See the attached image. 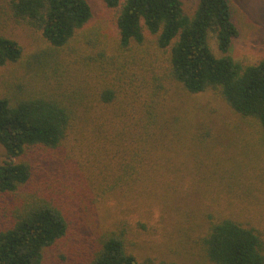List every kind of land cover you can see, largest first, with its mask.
Segmentation results:
<instances>
[{
  "label": "trees",
  "instance_id": "trees-1",
  "mask_svg": "<svg viewBox=\"0 0 264 264\" xmlns=\"http://www.w3.org/2000/svg\"><path fill=\"white\" fill-rule=\"evenodd\" d=\"M103 1L116 10L119 55L126 57L123 63L116 57L121 66L112 77L103 63L106 53L96 52L91 39L99 32L88 28L93 10L87 0L10 1L15 18L38 31L45 43L25 54L16 39L0 34V65L25 58L42 71L46 88L30 93L10 87L0 97V144L6 153L0 162V196L11 201L7 225L0 227V264H43L46 250L74 223L68 195L46 185L41 161L69 168L73 180L82 179L72 161L80 163L78 152L96 164L107 159L109 183L103 193H117L133 192L153 177L155 182L176 173L183 161L208 156L209 127L196 120L194 110L173 107L175 93L212 92L234 113L257 123L264 145V59L243 64L229 53L240 34L229 0H199L192 17L180 0ZM211 32L221 57L209 46ZM81 42L92 45L87 58L98 64L88 74L100 85L92 88L79 79L78 89L60 95L63 85L54 87L51 73L64 66L54 60L66 48L78 54ZM124 235L116 230L101 235L84 263L139 264ZM202 243L214 264H264L261 232L232 218L213 216Z\"/></svg>",
  "mask_w": 264,
  "mask_h": 264
},
{
  "label": "rangeland",
  "instance_id": "rangeland-1",
  "mask_svg": "<svg viewBox=\"0 0 264 264\" xmlns=\"http://www.w3.org/2000/svg\"><path fill=\"white\" fill-rule=\"evenodd\" d=\"M10 1L0 0V34L16 39L25 54L40 49L45 43L43 37L15 18ZM87 1L93 10L88 28L99 32V37L91 39L96 42V52L103 49L106 53L103 63L109 67L108 77H112L121 66L116 57L119 56L121 63L126 59L119 55L122 52L118 47L116 10L107 8L103 0ZM180 1L184 13L192 17L199 0ZM229 2L240 32L229 53L239 63L256 64L264 59V0ZM208 41L213 53L221 57L216 34L211 32ZM91 46L81 42L78 43V54L74 53V48H66L57 54L54 62L64 67L53 69L51 82L54 87L63 85L58 89L60 95L78 89L80 80L88 81L92 88L100 85L99 78L88 74L98 64L87 58L92 54ZM148 48L153 51L152 47ZM23 62L0 65V97L10 87L13 92L30 93L46 88L42 71L33 68L25 58ZM127 67L133 68L130 73L140 76L137 68ZM77 73L81 74L79 78ZM172 97L173 107L194 110L196 120L209 127L211 153L201 159L183 161L176 173L164 174L155 182L153 177L133 192L117 193H103L109 183L107 159L96 164L78 152L80 163L72 161L82 179L73 180L68 177L69 168L59 163L46 165L41 161V177L61 195L64 189L63 197L68 195L66 199L74 218L68 235L46 250L43 264H85V258L98 246L99 237L114 230L124 231L127 249L137 257L139 264H214L207 258L202 243L213 216L214 220L228 217L244 226L254 227L264 238V145L259 126L254 120L234 113L212 92L194 97L181 92ZM5 159V149L0 144V162ZM115 163L113 161L112 166ZM10 202L0 196V227L7 225Z\"/></svg>",
  "mask_w": 264,
  "mask_h": 264
}]
</instances>
